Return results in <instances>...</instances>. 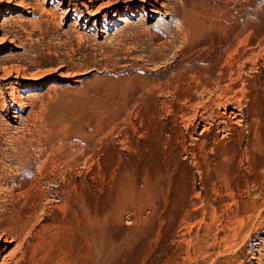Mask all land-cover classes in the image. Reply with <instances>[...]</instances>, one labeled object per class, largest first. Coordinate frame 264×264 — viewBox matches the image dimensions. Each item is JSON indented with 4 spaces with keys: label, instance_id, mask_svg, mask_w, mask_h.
Segmentation results:
<instances>
[{
    "label": "rangeland",
    "instance_id": "374dc122",
    "mask_svg": "<svg viewBox=\"0 0 264 264\" xmlns=\"http://www.w3.org/2000/svg\"><path fill=\"white\" fill-rule=\"evenodd\" d=\"M16 1L4 264H264V0Z\"/></svg>",
    "mask_w": 264,
    "mask_h": 264
},
{
    "label": "bare ground",
    "instance_id": "6f19581e",
    "mask_svg": "<svg viewBox=\"0 0 264 264\" xmlns=\"http://www.w3.org/2000/svg\"><path fill=\"white\" fill-rule=\"evenodd\" d=\"M0 1H2V0H0ZM14 1H16V0H14ZM18 1V6H20V7H22V6H24V2H22L21 0H17ZM16 1V2H17ZM81 1V0H80ZM99 1H101V0H82V4H84L86 7L87 6H90V7H93V5L94 4H96L97 2H99ZM131 1H133V0H126L125 1V3H131ZM138 1H140V2H144L145 0H138ZM129 4H127V6H126V9H128V7H129ZM103 3L102 4H100V5H98V10L99 9H103L104 7H103ZM95 6V5H94ZM153 6V5H152ZM69 8V7H68ZM122 8V7H121ZM155 8V7H154ZM96 10H97V8H96ZM152 11L154 12L155 10H153L152 9ZM36 85H39V83H36V84H34L33 86H36ZM185 92V91H184ZM186 92H188V90L186 91ZM186 95H187V93H186ZM185 95V96H186ZM187 97V96H186ZM14 100L15 101H19L18 100V97H16V96H14ZM238 102V101H237ZM22 107V106H21ZM204 110V109H203ZM192 114V113H191ZM235 116V115H234ZM202 131V130H201ZM159 138V137H158ZM150 142H152V141H150ZM157 144V143H156ZM8 232V231H7ZM5 234V233H4ZM9 235H10V237L11 238H13V239H15L16 240V242H18V244H19V247H22V245H23V243H22V241L19 239V237L18 236H14V235H11V232L9 233ZM9 237V236H8ZM6 235H0V243H1V245H0V264H4V262H6L5 260L7 259V258H5L7 255H5V256H3L2 257V255L6 252V249H8L9 248V245L12 243V239L9 241L7 238H8ZM15 249V248H14ZM9 251V250H8ZM7 251V252H8ZM17 252V251H16ZM28 252L29 251H25L22 255L24 256V258H25V256H27L28 255ZM8 254V253H7ZM16 256H17V253H16ZM16 256H15V258H16ZM12 257V256H11ZM17 259H18V257H17ZM21 259V258H20ZM10 260V259H9Z\"/></svg>",
    "mask_w": 264,
    "mask_h": 264
}]
</instances>
